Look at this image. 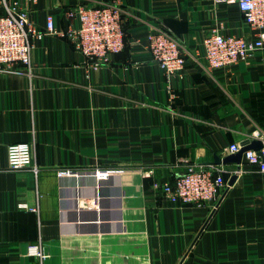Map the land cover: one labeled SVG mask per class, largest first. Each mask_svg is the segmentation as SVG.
<instances>
[{"label": "crops", "instance_id": "1", "mask_svg": "<svg viewBox=\"0 0 264 264\" xmlns=\"http://www.w3.org/2000/svg\"><path fill=\"white\" fill-rule=\"evenodd\" d=\"M18 1L38 31L53 14L59 32L79 25L70 7L117 4L128 47L94 67L46 33L33 40L32 73L0 68V264H38V246L45 264H264V173L244 155L240 167L215 163L249 138L264 147V48L215 70L202 48L213 28L256 37L236 0ZM155 29L189 51L183 73L167 77L152 59ZM18 142L32 144L38 173L9 168ZM190 163L228 170L215 206L155 188Z\"/></svg>", "mask_w": 264, "mask_h": 264}, {"label": "built area", "instance_id": "2", "mask_svg": "<svg viewBox=\"0 0 264 264\" xmlns=\"http://www.w3.org/2000/svg\"><path fill=\"white\" fill-rule=\"evenodd\" d=\"M245 21L255 31L254 39L244 36L225 35L213 28L202 42L203 54L208 69H231L240 62H246L256 51L264 48V0H236ZM0 68H13L21 64L33 72L34 38L46 33L67 37L73 46L83 53L94 67L118 54L126 47L124 10L117 4L101 3L77 5L66 11V18L78 20V26L66 31H57L54 15L47 16L45 31H38L30 20L29 12L18 0H0ZM148 50L154 62L167 77L181 74L187 65L189 51L184 44L169 32L155 29L149 32ZM33 146L29 142L12 143L8 146V166L12 170L30 168L35 173L40 167L33 162ZM239 144L230 146L231 152H238ZM244 158L249 166L264 173V147L260 150H247ZM226 170L217 164L190 163L186 172L174 182H154L155 188L172 202H183L200 206L217 204L221 191L227 186ZM241 170L234 171L239 173ZM70 169H60V176L72 174ZM151 170L147 172L149 176ZM38 264H45L49 253L38 246Z\"/></svg>", "mask_w": 264, "mask_h": 264}, {"label": "water", "instance_id": "3", "mask_svg": "<svg viewBox=\"0 0 264 264\" xmlns=\"http://www.w3.org/2000/svg\"><path fill=\"white\" fill-rule=\"evenodd\" d=\"M241 145H242L241 149L238 152L231 154L225 158L217 157L215 159V163H218V164H220V163H226V164L227 163H236L240 167V164L242 163L243 154L245 151L250 150V149L260 150L263 147L262 141H259L256 138L246 139L242 142ZM237 177H238V174L237 173L234 174L232 176V178L230 179L229 184L232 185L234 183V181L237 179Z\"/></svg>", "mask_w": 264, "mask_h": 264}, {"label": "trees", "instance_id": "4", "mask_svg": "<svg viewBox=\"0 0 264 264\" xmlns=\"http://www.w3.org/2000/svg\"><path fill=\"white\" fill-rule=\"evenodd\" d=\"M124 29H125V32H126V34H127V28L125 27V25H124ZM126 36H127V35H126ZM126 40H127V38L125 37V42H127ZM127 47H128V46H127V43H126V47H125V48L127 49ZM125 48H124V50H125Z\"/></svg>", "mask_w": 264, "mask_h": 264}]
</instances>
